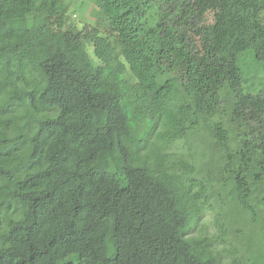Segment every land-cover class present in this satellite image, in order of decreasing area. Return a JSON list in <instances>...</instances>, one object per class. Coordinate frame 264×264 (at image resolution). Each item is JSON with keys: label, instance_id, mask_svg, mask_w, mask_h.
<instances>
[{"label": "trees", "instance_id": "obj_1", "mask_svg": "<svg viewBox=\"0 0 264 264\" xmlns=\"http://www.w3.org/2000/svg\"><path fill=\"white\" fill-rule=\"evenodd\" d=\"M83 1L0 0V264H264V0Z\"/></svg>", "mask_w": 264, "mask_h": 264}, {"label": "rangeland", "instance_id": "obj_2", "mask_svg": "<svg viewBox=\"0 0 264 264\" xmlns=\"http://www.w3.org/2000/svg\"><path fill=\"white\" fill-rule=\"evenodd\" d=\"M68 25H73L75 28L82 29L84 26L90 28V26H99L104 30L107 26L105 21L99 17H95V13L92 12V8L90 7V2L88 0H84L82 5L79 8H76L75 13L71 15L68 20ZM11 27L20 26L19 23L10 22ZM247 83H254L258 88H261V83L258 82L257 78L254 80H249ZM257 91H263L262 89H258ZM256 91V92H257ZM173 150L180 152L179 145H175Z\"/></svg>", "mask_w": 264, "mask_h": 264}]
</instances>
